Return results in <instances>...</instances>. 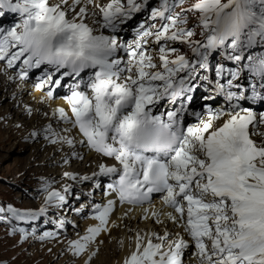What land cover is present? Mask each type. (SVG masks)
I'll return each instance as SVG.
<instances>
[{
    "label": "snow or ice",
    "instance_id": "6c2138e0",
    "mask_svg": "<svg viewBox=\"0 0 264 264\" xmlns=\"http://www.w3.org/2000/svg\"><path fill=\"white\" fill-rule=\"evenodd\" d=\"M150 2L111 0L106 6L95 5L102 19L92 23L110 33L105 35L88 23L96 15L87 7L94 0H63V6H49L48 0H0V16L7 10L22 18L7 30L0 27V61H6L8 69L18 68L21 80L39 70L34 87L49 99L68 87L63 98L74 120L63 108L54 116L79 129L86 138L82 146L118 163L99 165L98 175L109 178L104 194L115 193L120 204L140 207L161 193L163 204L172 209L167 219L182 227L192 242L169 231L137 232L135 250L124 264H185L190 247L198 264H264V143L253 139L264 136L259 131L264 112L247 106L264 103V0H198L180 12L177 7L186 0H157L149 7ZM138 13H145L146 19L135 26L134 42H120L116 34ZM189 13L198 14L192 27ZM197 28L203 41L194 39ZM150 43L157 45L159 63ZM174 44L186 46L191 56L181 54ZM258 48L261 53L255 55ZM118 53L127 60L123 68ZM217 55L222 60L216 63L213 79L211 59ZM242 71L249 83L242 82ZM198 88L205 90L208 100L222 98L227 107H207V119L200 111L192 112ZM190 115L195 122H186ZM149 126L157 130L154 137ZM43 131L52 144L75 145L51 124ZM148 143L166 149L168 162L145 159L135 151ZM65 177L76 183L93 179L68 173ZM50 187L46 183L43 188L45 206L38 212L0 207V222L29 223L63 209L72 186L62 192ZM95 187H101L99 181ZM114 204L109 200L94 206L91 218L98 225L69 243L74 256L85 253L108 230ZM152 215L162 223L161 213ZM58 226L64 227L62 219ZM17 232L21 242L29 238V231L13 226L11 234ZM55 238L47 231L38 237Z\"/></svg>",
    "mask_w": 264,
    "mask_h": 264
},
{
    "label": "rangeland",
    "instance_id": "374dc122",
    "mask_svg": "<svg viewBox=\"0 0 264 264\" xmlns=\"http://www.w3.org/2000/svg\"><path fill=\"white\" fill-rule=\"evenodd\" d=\"M96 1L99 4H105L106 2L102 0H96ZM49 3L51 4V6H53V4L57 3V0H49ZM81 6L84 5L82 4ZM94 6L91 7L95 8ZM87 7L88 9H90L89 10L90 12L93 11L90 6ZM90 20H91V24L89 23ZM90 20H88V23L91 26L93 24L92 20H94V17H91ZM20 22L21 19L15 22L12 25V27H14L16 24ZM9 90H7L6 92V95L8 96H10ZM31 95L34 94L31 93ZM13 98L14 97H12L11 100L7 99L2 103H0V108L5 109V107L7 106L14 107L13 101L15 99ZM15 98L18 97L16 96ZM30 105L31 104H29V106ZM53 105L54 103H50V105L47 106L48 110H43L41 108L42 111L37 113L38 114L37 121L32 122L31 120V118L33 117L32 112L30 114L28 111L27 113H23V115L25 116L27 115L26 119H23L24 124L16 123L19 122L20 120L18 121V117H14L15 114L13 116L12 115L6 116L5 114H0V198L2 197L4 199L13 198L12 200L13 202H19V204L28 203V205H31L32 202H28L27 199L23 198V196H20L21 194L18 188L26 189L29 192L36 194V191L41 187H45L46 183L50 184L51 186L57 185V183H59L62 180V178L59 177L61 174L63 178H66L65 173H67L68 171H62L60 175L57 174L60 168L54 166L55 165L54 163H49L52 160H48L47 157L43 156L44 152L47 153L48 151H51V149L48 147H45V149L41 148V144L38 145L37 142H34L36 141V139L32 141L31 139L32 133L27 132L28 129L34 127L37 128L38 126H43L44 128L46 126V123L49 120L50 121L52 120L51 116L55 113V110L53 112L51 111L53 110L51 109L53 108L52 107ZM21 106L22 104L20 106L15 107L13 109V112H16L19 108H21ZM4 111H6V109ZM49 111L51 112L50 116L48 115ZM20 133L24 134V137L19 136ZM56 156L57 153L54 154V156L51 157V159L52 158L54 159ZM86 160L84 161V163L87 162ZM90 162L91 161L89 160L88 163ZM75 166H73V169L76 168V170H83L82 165L79 164V166L76 167ZM87 170L88 169H85L82 172L85 173L87 172ZM70 172H68V174ZM48 181H50L51 183ZM18 197L19 199H17ZM147 226L149 225L146 226L143 225V227H147ZM153 230L154 227L152 231ZM116 232L119 233V230ZM107 236L110 237V235ZM118 237L119 234H116L115 238ZM58 238L59 237H57L56 239ZM21 240L22 237H18L10 234L7 230L2 228V225H0V264H62L63 260H65L64 257L60 258L59 256L58 257L56 256L55 252L53 251L54 245H52L51 247H47L54 240L50 241L49 243H46L44 241H40L38 239V236L29 237L27 240H24L23 242H21ZM109 242L110 245L113 247L114 239L110 238ZM115 251L117 250L115 249ZM97 256L95 257V259L97 258ZM80 260L81 259H79V261H76L75 263H68V264H78L77 262H80Z\"/></svg>",
    "mask_w": 264,
    "mask_h": 264
},
{
    "label": "bare ground",
    "instance_id": "6f19581e",
    "mask_svg": "<svg viewBox=\"0 0 264 264\" xmlns=\"http://www.w3.org/2000/svg\"><path fill=\"white\" fill-rule=\"evenodd\" d=\"M70 2L73 0H69ZM63 4V0H57L56 4H53V6H57V5H61ZM90 10V9H89ZM90 20V19H89ZM91 24V20L89 22ZM10 88V84L8 81V78L6 76L3 75L2 71H0V96L2 93V96L0 97V103H2L5 100H11L12 97H16L19 95V98L15 99L14 102V107H10L7 106L5 107L6 111H4V108H0V114H5L6 116H13L14 117H18V121L16 123H23V119H26V116L23 115L24 110L26 107L31 108V110L34 112L33 117L31 118L32 122L33 121H37L38 120V112H40L41 108L43 107L42 104H40V100H42V96L39 93H33L34 95H28L25 94L23 96L24 93V88L25 91H29L30 89L27 87H24L22 89H16L15 87L12 88V90H9ZM7 90H9V94L10 96L6 95ZM8 94V93H7ZM28 95V96H27ZM26 97V98H25ZM25 98V99H24ZM33 99V101H32ZM31 104L29 106V104ZM12 104V103H11ZM21 106V108H19L16 112H13V109L17 106ZM13 105V104H12ZM50 105V104H49ZM53 111L56 109H59V103H54V105L52 106ZM16 110V109H15ZM55 110V112H56ZM51 112H48V115L50 116ZM24 124V123H23ZM43 124V123H42ZM43 129V126H38L37 128H30L27 130L28 133L31 132H39ZM24 132V131H23ZM26 132V131H25ZM14 133V132H12ZM19 136L24 137V134L20 133ZM51 153V151H48L47 153L44 152L45 157H48L49 154ZM56 154V153H55ZM90 157V156H88ZM92 158V160H95V156L90 157L88 160H86L88 163L89 160ZM55 159H53L52 161H50L49 163H54L55 164ZM90 164V163H88ZM91 165V164H90ZM90 165H85V169H88L87 172H91V166ZM70 172V171H69ZM82 173L84 172H80L78 175H82ZM67 179V178H66ZM119 223V227H114L111 230V234L110 237L106 236L105 232H101L100 235L97 237L96 240V244L95 245H90L89 248L87 249V251L85 253H83L82 255H80L81 260L80 262H77L78 264H88V257L92 254L93 249L97 248V258L94 260V257L91 259L90 264H124L125 260L128 259L131 255V253L135 250V237L137 232L140 233H155L157 232L156 227H154V230L152 231L153 227H143V223H139L136 224L134 223L135 221L132 222L128 221V220H117ZM87 223H83L82 227L83 230L85 231V229L92 225V221H86ZM146 226V225H144ZM121 227V229L119 230V233L116 232L117 229H119ZM149 227V228H148ZM121 231V232H120ZM119 234L118 238H115V235ZM110 238L114 239V243H113V247L110 245ZM63 239L62 238H58L56 240H54L50 245H48L47 247H51L52 245H54V252L56 254V256L58 257H64L65 260H63L62 264H68V263H73L70 259H73L74 255L72 254V251H64L63 249L65 248L63 246ZM116 246V247H115ZM58 247V248H56ZM53 248V247H52ZM48 249V248H46ZM57 249V250H56ZM115 249L117 251H115ZM111 250V251H110ZM53 253V252H52ZM88 253V254H87ZM46 256V255H44ZM53 258V257H51ZM44 259V258H43ZM61 263V262H60Z\"/></svg>",
    "mask_w": 264,
    "mask_h": 264
},
{
    "label": "clouds",
    "instance_id": "9594fccd",
    "mask_svg": "<svg viewBox=\"0 0 264 264\" xmlns=\"http://www.w3.org/2000/svg\"><path fill=\"white\" fill-rule=\"evenodd\" d=\"M149 130H150V134L154 137L156 135V129L154 126H149ZM145 150H149V151H154V152H157V153H164V151L166 149H164L163 147H161L160 144H157V143H148L146 145H143L141 146L140 148H136L135 151L140 153V152H143Z\"/></svg>",
    "mask_w": 264,
    "mask_h": 264
}]
</instances>
